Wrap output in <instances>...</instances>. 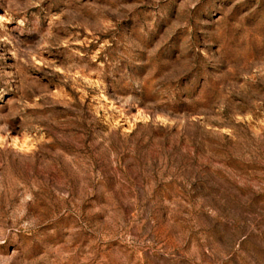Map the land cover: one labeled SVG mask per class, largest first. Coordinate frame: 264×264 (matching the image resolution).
<instances>
[{
    "label": "rangeland",
    "instance_id": "374dc122",
    "mask_svg": "<svg viewBox=\"0 0 264 264\" xmlns=\"http://www.w3.org/2000/svg\"><path fill=\"white\" fill-rule=\"evenodd\" d=\"M0 264H264V0H0Z\"/></svg>",
    "mask_w": 264,
    "mask_h": 264
}]
</instances>
